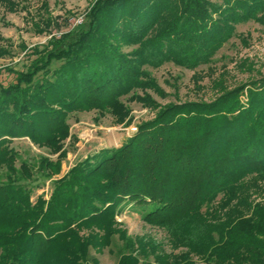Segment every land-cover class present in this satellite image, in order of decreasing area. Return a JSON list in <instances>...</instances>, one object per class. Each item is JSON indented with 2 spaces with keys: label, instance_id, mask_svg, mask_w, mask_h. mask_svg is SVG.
I'll list each match as a JSON object with an SVG mask.
<instances>
[{
  "label": "trees",
  "instance_id": "1",
  "mask_svg": "<svg viewBox=\"0 0 264 264\" xmlns=\"http://www.w3.org/2000/svg\"><path fill=\"white\" fill-rule=\"evenodd\" d=\"M34 1L32 13L33 0H0L50 36L0 85V264H99L91 252L111 248L116 264H264V75L232 89L218 81L208 102L160 104L154 96L169 95L146 69L210 64L237 25L264 26V0H89L65 31L47 0ZM124 98L153 118L120 146L59 178L60 159L41 157V177L18 161L12 144L23 138L58 153L74 112L123 123ZM47 180L46 199L35 191ZM127 204L166 232L172 252L120 229Z\"/></svg>",
  "mask_w": 264,
  "mask_h": 264
},
{
  "label": "rangeland",
  "instance_id": "2",
  "mask_svg": "<svg viewBox=\"0 0 264 264\" xmlns=\"http://www.w3.org/2000/svg\"><path fill=\"white\" fill-rule=\"evenodd\" d=\"M47 1L52 15L58 18L62 26L60 31L77 26V21L84 17L90 3L89 0ZM38 6L39 3L33 0L32 13ZM52 31L53 35L60 33L55 29ZM49 38V35H38L31 29L30 20L24 10L10 13L0 6V48L6 49L7 45L11 44V51L0 57V85L7 86L14 81L15 72L25 71L33 59L30 56L32 49L37 45L45 44ZM146 69L169 95L164 100L154 96L160 104L174 101H211L220 91V87L215 85L218 81H221L224 87L232 89L258 78L259 75H264V26L254 22L237 25L235 36L214 56L213 61L195 71L171 63L157 69L148 67ZM123 103L130 109L123 123H117L110 113L98 110L70 114L67 120L69 137L60 143L62 147L58 153L52 154L49 148L39 147L28 138L15 140L12 147L18 153V161L23 160L31 165L34 175L41 177L42 171L38 169L41 157L52 161L60 159L59 172L54 176L59 178L74 164L85 160L95 151L120 146L136 132L140 123L153 118V112L149 109L130 102L127 98L123 99ZM62 152L63 157H61ZM1 177L3 174H0ZM43 183V187L37 189L35 194L43 193L47 199L49 180ZM136 208L127 204L117 218L120 229L125 230L132 237L150 238L161 243L167 253L172 252L166 232L144 223ZM91 253L98 258L99 264L117 262L115 248Z\"/></svg>",
  "mask_w": 264,
  "mask_h": 264
},
{
  "label": "built area",
  "instance_id": "3",
  "mask_svg": "<svg viewBox=\"0 0 264 264\" xmlns=\"http://www.w3.org/2000/svg\"><path fill=\"white\" fill-rule=\"evenodd\" d=\"M83 22V18H80L78 21H77V24H81Z\"/></svg>",
  "mask_w": 264,
  "mask_h": 264
},
{
  "label": "bare ground",
  "instance_id": "4",
  "mask_svg": "<svg viewBox=\"0 0 264 264\" xmlns=\"http://www.w3.org/2000/svg\"><path fill=\"white\" fill-rule=\"evenodd\" d=\"M113 142L115 143V141L113 140Z\"/></svg>",
  "mask_w": 264,
  "mask_h": 264
}]
</instances>
